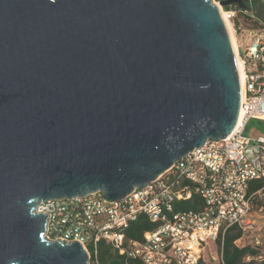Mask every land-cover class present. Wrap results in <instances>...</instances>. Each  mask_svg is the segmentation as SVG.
<instances>
[{
  "label": "water",
  "instance_id": "water-1",
  "mask_svg": "<svg viewBox=\"0 0 264 264\" xmlns=\"http://www.w3.org/2000/svg\"><path fill=\"white\" fill-rule=\"evenodd\" d=\"M239 105L213 0H0V264H88L36 206L143 189Z\"/></svg>",
  "mask_w": 264,
  "mask_h": 264
},
{
  "label": "built area",
  "instance_id": "built-area-1",
  "mask_svg": "<svg viewBox=\"0 0 264 264\" xmlns=\"http://www.w3.org/2000/svg\"><path fill=\"white\" fill-rule=\"evenodd\" d=\"M224 13L227 20L237 17L231 27L241 73L240 78L237 67L241 112L237 128L224 139H208L145 188L120 200L107 202L96 192L40 202L35 212L48 214L47 239L79 242L88 264H100V240L141 264H224L221 239L234 228L241 233L237 246L258 251L243 261L264 260V235L256 221L264 218V135L244 133L249 120L264 122V26L236 4ZM193 197L194 208L175 209L177 202ZM141 215L154 227L140 241L126 239V229Z\"/></svg>",
  "mask_w": 264,
  "mask_h": 264
},
{
  "label": "trees",
  "instance_id": "trees-1",
  "mask_svg": "<svg viewBox=\"0 0 264 264\" xmlns=\"http://www.w3.org/2000/svg\"><path fill=\"white\" fill-rule=\"evenodd\" d=\"M228 9V7H225ZM193 200L177 202L175 209H189L194 208L196 203ZM154 227V224L150 223L146 217L139 216L137 220L132 222L125 231V238L129 240L140 241L145 231ZM241 236L240 231L231 228L228 229L222 237V255L224 264H264L262 261H243L245 255H256L258 251L252 249L249 246H237L235 241ZM221 241H218L220 244ZM97 258L100 264H141L136 258L128 257L125 254H119L109 243L104 240L97 242Z\"/></svg>",
  "mask_w": 264,
  "mask_h": 264
},
{
  "label": "rangeland",
  "instance_id": "rangeland-1",
  "mask_svg": "<svg viewBox=\"0 0 264 264\" xmlns=\"http://www.w3.org/2000/svg\"><path fill=\"white\" fill-rule=\"evenodd\" d=\"M219 1L220 0H213L214 4L217 5L218 9L220 8L223 12H225L226 11L225 7L221 6L219 4ZM242 1L245 5V8L248 9L251 14H253V20L258 21L257 22L258 25L264 26V0H242ZM227 7L229 8V6ZM238 19L240 20V22L242 21V18L240 16H238ZM236 22H237V17L233 21L231 19L228 20L230 27H232V25ZM245 23H249V21H245ZM249 25H255V24H251L250 22ZM244 133L246 136H251V137L252 136L255 137L257 135H264V122L253 119L249 120L246 123ZM256 221L258 223V226L261 228L262 235H264V218L256 217ZM239 244H243V243L241 242Z\"/></svg>",
  "mask_w": 264,
  "mask_h": 264
},
{
  "label": "bare ground",
  "instance_id": "bare-ground-1",
  "mask_svg": "<svg viewBox=\"0 0 264 264\" xmlns=\"http://www.w3.org/2000/svg\"><path fill=\"white\" fill-rule=\"evenodd\" d=\"M219 10H220L221 16H222V18H223V20H224L225 26H226V28H227V31H228V34H229V37H230V40H231L232 46H233V48H234V50H235L234 37H233V34H232V29H231V27H230V25H229V23H228V20L226 19V15H225V13H224L220 8H219ZM237 67H238L239 75H240V78H241L240 64H239L238 61H237ZM240 122H241V112L239 113V116H238V120H237V123H236V128H237V126L240 124Z\"/></svg>",
  "mask_w": 264,
  "mask_h": 264
},
{
  "label": "crops",
  "instance_id": "crops-1",
  "mask_svg": "<svg viewBox=\"0 0 264 264\" xmlns=\"http://www.w3.org/2000/svg\"><path fill=\"white\" fill-rule=\"evenodd\" d=\"M229 7H230V5H229Z\"/></svg>",
  "mask_w": 264,
  "mask_h": 264
}]
</instances>
